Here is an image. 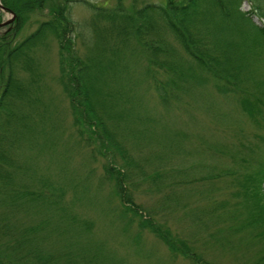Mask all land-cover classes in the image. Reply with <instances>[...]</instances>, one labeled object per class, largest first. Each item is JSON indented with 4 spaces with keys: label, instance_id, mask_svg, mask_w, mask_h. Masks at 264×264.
<instances>
[{
    "label": "rangeland",
    "instance_id": "rangeland-1",
    "mask_svg": "<svg viewBox=\"0 0 264 264\" xmlns=\"http://www.w3.org/2000/svg\"><path fill=\"white\" fill-rule=\"evenodd\" d=\"M94 1L108 6L122 3L140 7L166 0ZM240 3L249 13L255 8L251 21L264 26V0ZM236 5L231 6L237 14L240 12ZM11 16L3 12L4 20ZM73 17L84 30L76 46L85 54L87 45H91L89 41H94L90 37L92 27L86 24L91 20V11L77 2ZM235 19L229 25L226 23L221 36L247 47L252 44L253 49L248 47L247 51L256 57L257 44L246 32L241 18ZM252 30L255 32L256 28ZM5 31L6 27H0V34ZM51 43L43 54L48 72L45 80L53 92L47 97L49 103L41 107L42 114L47 116V134L41 137L32 132L22 136L13 155L27 170V184L40 186L49 181L52 195L48 194L42 202L27 199L20 208H9L3 238L8 249L19 245L20 255L43 250L54 260L72 257L81 264H264L258 260L259 254L264 253L259 244L261 237L250 233V228L255 232L254 228L226 230L227 226L235 222L244 224L248 219V204L238 191L242 190L244 171L251 170L245 164L239 169L230 155L239 156L238 159H264V125L259 122L263 119H254L237 103L240 95L218 93L212 83L196 88L192 94L180 91L181 99L174 96L162 103L153 97L156 94L150 86L155 80L145 74V69L149 70L145 56L144 69L132 70L130 79L119 81L124 88L118 87V96L104 98L102 102L103 110L111 116L109 124L121 139V149L106 140L93 138L86 142V136L79 132L80 124L75 121L70 99L58 80V44ZM133 52L129 55L136 56ZM257 65L261 71L256 79L260 78L263 84L251 85L263 88L260 92L254 89L263 99L264 52ZM120 152L129 153L132 164H127ZM111 163L118 169L129 166L126 170L130 171L131 181L127 192L142 215L135 212L132 222L125 227L116 181L106 172V165ZM140 168L157 171V177H144ZM213 173L216 176H210ZM202 176L205 178L199 180ZM221 201L227 207L214 212L215 203ZM205 206L211 210L202 212ZM230 210L238 219L229 216L221 221ZM48 222L49 226H42ZM152 225L169 231L174 242H166ZM174 236L186 241L194 252L176 250L174 245L179 243ZM29 261L38 263L37 259Z\"/></svg>",
    "mask_w": 264,
    "mask_h": 264
},
{
    "label": "trees",
    "instance_id": "trees-1",
    "mask_svg": "<svg viewBox=\"0 0 264 264\" xmlns=\"http://www.w3.org/2000/svg\"><path fill=\"white\" fill-rule=\"evenodd\" d=\"M2 2L15 12L16 18L7 31L0 34V264H32L29 261L31 258L37 259L38 263L35 264H69V261L71 264H81L79 259L72 257L61 256L54 260L53 255L43 250H30L26 255H20L19 245L8 249V244L3 240L7 232L5 219L10 207L20 208L27 199L42 202L48 194L52 195V188L47 185L49 181L40 186L27 184V170L13 155L22 136L32 132L41 137L47 134L44 128L48 125L45 124L47 116L42 114L41 107L49 103L47 97L53 92L45 80L48 72L43 54L51 42L56 41L59 47L58 80L71 101L75 121L80 124V134H91L87 141L93 138L107 140L121 149L114 126L109 124L111 116L103 110L102 102L104 98L118 96V87L124 88V85L118 84L122 75L131 77L134 68H143L146 63L149 70L145 69V74L154 78L152 88L160 102L167 103L174 96L181 99L180 91L192 94L196 88L213 83L218 93L239 94L237 103L249 111L254 119H263L259 122L264 125V98L256 95L254 89L257 88L251 85L263 84L256 77L261 71L257 62L264 52V26L251 21L252 11L249 13L240 9L241 0H166L140 7H128L122 3L108 6L93 0ZM76 2H83L93 11L94 44L84 55L76 47L79 25L71 11ZM233 3H237L236 9L240 13L233 12ZM237 16L247 26L246 32L258 46L256 57L247 51L248 47L253 49L252 44L247 47L239 41L236 44L221 36L225 25H229L230 20L235 21ZM2 20L3 12L0 9ZM252 27L256 28L255 32ZM136 48L138 50L134 51ZM129 52L136 53V56L129 55ZM160 72L165 73L166 79ZM257 90L260 92L263 88ZM43 139L46 141L48 137ZM120 153L127 164H132V159L127 156L129 153ZM230 157L236 160L239 169L245 164L251 170L244 171V179H239L242 190L238 191L248 204V219L244 224L237 225L235 222L226 230L240 232L245 227H252L255 232L250 228V233L260 236V247H264V159ZM126 166L118 169L106 165L108 176L114 177L118 195L125 206L122 212L123 218L127 219L124 227L132 222L129 212H137L129 206L133 201L127 192L131 180ZM139 170L144 177H157V171ZM214 174L210 176H216ZM202 178L205 177L199 180ZM62 196H65V192ZM215 204L214 212H217L216 208L227 207L223 201ZM208 209L205 206L202 212ZM230 211L221 221L229 216L238 219L234 211ZM49 225L50 222L42 226ZM152 227L166 242H174L169 231ZM175 242L179 243V246L174 245L176 250L187 254L194 252L186 241L175 239ZM259 255L258 260L264 261V253Z\"/></svg>",
    "mask_w": 264,
    "mask_h": 264
},
{
    "label": "water",
    "instance_id": "water-1",
    "mask_svg": "<svg viewBox=\"0 0 264 264\" xmlns=\"http://www.w3.org/2000/svg\"><path fill=\"white\" fill-rule=\"evenodd\" d=\"M0 6L3 8V9H7L6 7L3 6V4L1 3V0H0ZM9 21H6V22H1L0 23V26H4L8 23Z\"/></svg>",
    "mask_w": 264,
    "mask_h": 264
}]
</instances>
